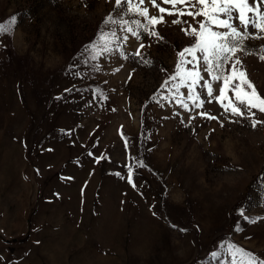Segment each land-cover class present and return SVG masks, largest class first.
Listing matches in <instances>:
<instances>
[{
    "label": "rangeland",
    "instance_id": "rangeland-1",
    "mask_svg": "<svg viewBox=\"0 0 264 264\" xmlns=\"http://www.w3.org/2000/svg\"><path fill=\"white\" fill-rule=\"evenodd\" d=\"M163 15L149 25L160 40L115 0H0V23L14 18L0 34V264H247L229 245L264 260V123L199 85L202 108L190 82L177 91V53L194 40ZM246 45L256 54L237 55L264 96V39Z\"/></svg>",
    "mask_w": 264,
    "mask_h": 264
},
{
    "label": "snow or ice",
    "instance_id": "snow-or-ice-1",
    "mask_svg": "<svg viewBox=\"0 0 264 264\" xmlns=\"http://www.w3.org/2000/svg\"><path fill=\"white\" fill-rule=\"evenodd\" d=\"M148 2L153 8L158 9L160 15H149L147 7H134V0H115V5L117 9H121L126 4L127 12H135L143 16L148 24L141 25L140 21H134L137 28H143L149 35L156 36L160 40L163 37H160L156 31H150L149 25L154 27L156 24L166 23L164 13L175 16L176 18L172 19L171 23L180 25V30L185 35L193 38L194 42L190 47H185L177 53L176 75L169 77L170 80H175L177 76L180 77L181 84L177 85V91L181 85L188 86V82H190L188 99L193 100L195 107L202 108L205 100L201 98L199 93L195 92V86L199 85L204 89L206 97L209 98L208 103L215 100L220 103L225 112H230L233 116L245 117V111L249 110L248 118L251 120L252 127L264 123V121L252 119L256 112L250 111L255 109L264 114V96L260 95L253 82L248 78L243 61L237 55L238 52L244 55L256 54L248 50L246 41L264 39V0H161V3L171 5V8L161 7L157 0H148ZM144 4L145 0H138V5ZM177 5L183 7L178 8ZM184 16L191 17L193 21H196L198 27H194L187 20L181 19ZM198 16L203 17V19L196 20ZM13 23L14 18L6 23H0V34L9 33ZM103 23L104 25L121 24V27H123L128 22L115 20L109 15ZM185 24L188 25L187 28L183 27ZM216 28L224 30H214ZM126 30L131 32L137 40L140 39L138 31L131 27ZM108 35L115 37L116 33L114 31L106 33L101 29V40H104ZM123 39L126 41L128 37L124 36ZM88 47L91 48L93 45ZM143 47L145 45L141 43L139 48ZM104 50L109 49L105 46ZM197 53L202 55L198 56ZM140 54L139 49L134 53V55ZM186 54L190 55L192 59L186 60ZM258 59L264 62V46L259 49ZM193 62H195V65L192 68L182 69L184 64H193ZM144 63L147 64L148 61L145 60ZM226 65H228L227 68ZM202 73H206L207 78ZM214 83L218 85V95L215 94L217 89H214ZM164 84L167 85L168 80ZM229 91L235 96L238 105L232 103L231 98L228 96ZM224 100H228L227 105L223 103ZM181 106L188 110L186 103H181ZM197 115L209 120L218 119V117L207 112H199ZM195 118V116L191 117V119ZM221 127H223L222 123ZM125 147H127V142ZM89 155L92 154L89 153ZM139 166L143 167L144 165L141 162ZM127 179L135 188L131 169ZM241 215H244L243 211H241ZM180 231H185V229H180ZM229 252L233 256L240 253L247 259V264H264V260L257 258L253 253L246 252L234 245H229ZM213 255H218V253H213ZM233 264H235V261H233Z\"/></svg>",
    "mask_w": 264,
    "mask_h": 264
},
{
    "label": "trees",
    "instance_id": "trees-1",
    "mask_svg": "<svg viewBox=\"0 0 264 264\" xmlns=\"http://www.w3.org/2000/svg\"><path fill=\"white\" fill-rule=\"evenodd\" d=\"M249 183H251V181H249L248 184H249ZM247 187H248V185H247ZM247 187H246V188H247Z\"/></svg>",
    "mask_w": 264,
    "mask_h": 264
}]
</instances>
